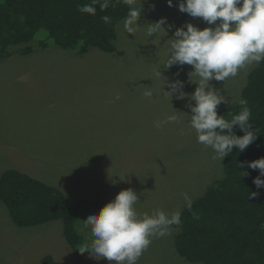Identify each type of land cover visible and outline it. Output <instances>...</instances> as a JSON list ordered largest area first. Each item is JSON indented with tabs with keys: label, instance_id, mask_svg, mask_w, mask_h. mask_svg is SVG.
Wrapping results in <instances>:
<instances>
[{
	"label": "rangeland",
	"instance_id": "rangeland-1",
	"mask_svg": "<svg viewBox=\"0 0 264 264\" xmlns=\"http://www.w3.org/2000/svg\"><path fill=\"white\" fill-rule=\"evenodd\" d=\"M141 3V27L128 34L121 21L115 52L89 48L80 55L29 43L10 46V56L0 59V139L8 134L7 148L0 145V179L6 170L17 169L50 186H63L68 200L80 207L76 230L81 236L77 248L69 245L62 220L20 227L0 199V264H110L91 252L81 255L79 248L92 239L83 221L120 191L136 192L138 213L182 212L188 207L184 193L193 203L224 178L225 158L213 159V150L198 143L188 125V96L164 95L171 90L166 82L183 81L187 94L197 87L189 81L192 66L164 68L175 30L187 23L201 30L215 25L181 12L180 0H173L172 6L167 0ZM162 18L165 31L147 37V24ZM27 46L33 51L20 54ZM258 65L241 69L225 82L211 81L227 99L218 114L240 100ZM158 68L163 76L155 79L153 70ZM145 86L153 90V99L143 96ZM173 112L180 116L179 123L155 127V121ZM170 230V236L153 238L137 264H204L181 257L175 247L180 225Z\"/></svg>",
	"mask_w": 264,
	"mask_h": 264
},
{
	"label": "trees",
	"instance_id": "trees-1",
	"mask_svg": "<svg viewBox=\"0 0 264 264\" xmlns=\"http://www.w3.org/2000/svg\"><path fill=\"white\" fill-rule=\"evenodd\" d=\"M88 3L91 0H0V59L10 56V46L29 43L43 49L57 46L80 55L89 48L115 52L117 25L125 18L127 6L118 4L100 11L96 5L95 15L81 13L78 6ZM105 15L111 17L108 24L101 19ZM41 29L47 35L37 40ZM32 51L31 46L19 49L22 55ZM241 98L248 101L251 130L257 139L243 152L234 147L224 159V178L213 182L181 212L175 247L190 262L264 264V187L257 189L253 179L259 170L248 167V162L264 157V61L250 72ZM241 110L238 101L218 115L231 120ZM233 131L244 135L239 126ZM0 199L18 226L62 220L67 243L73 248L81 243L76 230L80 207L61 190L10 169L1 176Z\"/></svg>",
	"mask_w": 264,
	"mask_h": 264
},
{
	"label": "clouds",
	"instance_id": "clouds-1",
	"mask_svg": "<svg viewBox=\"0 0 264 264\" xmlns=\"http://www.w3.org/2000/svg\"><path fill=\"white\" fill-rule=\"evenodd\" d=\"M167 3L172 6L173 0H167ZM118 4L127 6L123 28L126 33L134 35L141 27L137 23L142 11L141 0H91V3L78 6V10L95 15L96 5L100 11H105ZM179 10L191 17L202 18L208 25L215 27L201 30L187 23L175 30L174 37L169 39L164 68L185 64L192 66L194 70L188 73L189 81L197 87L192 94H187L182 91L183 81L166 82L171 90H164V95L171 99L174 93H179L178 99L188 96V107L192 113L188 121L190 129L195 131L198 143L205 149L213 150L215 155L212 158L222 161L232 153L234 147L240 152L246 150L257 136L251 130V110L246 99L239 100L242 110L233 115L231 120L218 115V106L227 102V99L212 86L211 81L225 82L230 77H236L241 69L264 61V0H180ZM101 19L106 24L111 22L108 15ZM165 22L166 19L162 18L156 23L147 24L146 36L154 37L161 29L165 31ZM46 35V30L41 29L35 38L39 40ZM161 76V69L153 70L155 79ZM143 96L153 99L151 87L145 86ZM115 99H120L118 93ZM179 122L180 116L173 112L154 124L162 128ZM235 126H239L244 135H236L233 131ZM180 134H184L183 129ZM248 167L259 170L253 183L257 189L264 187V179L261 178L264 177V157L248 162ZM183 195L188 207H191L190 197L187 193ZM138 201V195L133 189H125L98 214H90L83 221V227L90 228L92 239L90 243L83 244L79 251L91 252L97 259L106 258L110 264H137L153 238L170 236L171 226L180 224L179 210L167 213L163 209H154L151 215L138 213L135 207Z\"/></svg>",
	"mask_w": 264,
	"mask_h": 264
},
{
	"label": "crops",
	"instance_id": "crops-1",
	"mask_svg": "<svg viewBox=\"0 0 264 264\" xmlns=\"http://www.w3.org/2000/svg\"><path fill=\"white\" fill-rule=\"evenodd\" d=\"M6 137V139L4 140V139H0V145L2 146V149L3 150H5L6 148H7V146H8V134L5 136ZM15 170H17V169H15ZM7 171V170H6ZM19 171V170H18ZM21 172V171H20ZM4 173V172H3ZM2 173V174H3ZM23 173V172H22ZM25 174V173H24ZM30 176V175H29ZM39 180V179H38ZM41 181V180H40ZM53 187H55V188H57V189H59V190H65L64 189V187L63 186H60V185H57V184H54V186Z\"/></svg>",
	"mask_w": 264,
	"mask_h": 264
}]
</instances>
